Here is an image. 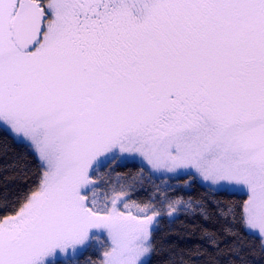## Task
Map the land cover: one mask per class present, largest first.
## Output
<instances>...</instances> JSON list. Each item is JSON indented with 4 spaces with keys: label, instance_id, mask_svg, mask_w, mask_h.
<instances>
[{
    "label": "snow or ice",
    "instance_id": "1",
    "mask_svg": "<svg viewBox=\"0 0 264 264\" xmlns=\"http://www.w3.org/2000/svg\"><path fill=\"white\" fill-rule=\"evenodd\" d=\"M0 128L38 161L23 193H0V264H76L101 239L98 264H150L154 232L181 210L226 222L223 236L201 227L217 255L229 236L239 254V223L264 256V0H0ZM136 158L141 175L246 198L213 212L99 177ZM9 168L5 180L29 179L26 164Z\"/></svg>",
    "mask_w": 264,
    "mask_h": 264
},
{
    "label": "trees",
    "instance_id": "2",
    "mask_svg": "<svg viewBox=\"0 0 264 264\" xmlns=\"http://www.w3.org/2000/svg\"><path fill=\"white\" fill-rule=\"evenodd\" d=\"M24 163L27 166L29 179L24 181L19 176L15 179L5 180V176L11 177L17 172L16 168L0 170V193L7 191L9 197H15L23 193L36 180L37 159L35 154L26 148V146L15 140L11 134L4 128H0V169L5 165H11L13 162ZM143 166L137 162L115 163L101 168L99 177L107 180L109 178V169L113 180L119 174L121 177L135 178L140 183L137 188L143 185L146 191L136 192L133 199L142 200L146 198L149 192L155 193L159 191L163 196L166 195L174 200L177 197L187 199L192 197L194 200L207 203L208 208L215 212L214 201L221 202H240L246 197L243 193L235 190H219L215 191L205 185L198 177L193 178L189 175H181L175 178L153 177L148 171H144L141 175ZM188 186H185V183ZM123 182V181H122ZM157 186L158 189H157ZM167 211V202L164 204ZM9 214L4 210H0V216ZM226 222L218 216H212L205 221L198 214L181 210L175 219H164L160 222L159 229L153 234V241L156 244V252L151 256L150 264H169L173 259L179 264V257L183 254V258L189 261V264H264V256H261L259 250V242L256 237L249 231H246L239 223H235L233 227L238 230V237L235 243L239 246V254H233L229 250V246L233 244V237L229 236L224 239L220 248L224 249V254L217 255L216 249L208 248L206 241L200 239L201 227H207L220 232ZM102 244H92L82 250L76 259V264H98L101 259ZM200 245L202 249H207L203 255H192L190 251L194 246ZM53 264H64L63 259L56 260Z\"/></svg>",
    "mask_w": 264,
    "mask_h": 264
},
{
    "label": "rangeland",
    "instance_id": "3",
    "mask_svg": "<svg viewBox=\"0 0 264 264\" xmlns=\"http://www.w3.org/2000/svg\"><path fill=\"white\" fill-rule=\"evenodd\" d=\"M7 130V129H6ZM126 162H137V163H139L140 165H142L143 167H147L146 166V162H144V164H142V161H141V159L140 158H136V159H124V160H120V161H118L117 163H126ZM183 175V174H182ZM151 176H153V177H166V178H175V177H179V176H181V175H176V174H174V173H166V174H161L160 172H156V173H154L153 175H151ZM202 181V180H201ZM187 182V181H186ZM203 182V181H202ZM205 185H207V183L206 182H203ZM185 186H188V183H185ZM213 190V189H212ZM180 213V212H179ZM178 213V214H179ZM177 214V215H178ZM96 244H103V239H101V241L99 242V243H96ZM103 251H104V249L102 248V252H101V258H102V253H103ZM61 259H63L62 257H60V256H57L56 258H55V260L54 261H56V260H61Z\"/></svg>",
    "mask_w": 264,
    "mask_h": 264
}]
</instances>
